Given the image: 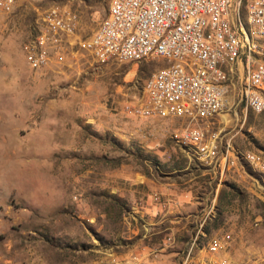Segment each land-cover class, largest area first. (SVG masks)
Segmentation results:
<instances>
[{
	"label": "rangeland",
	"instance_id": "374dc122",
	"mask_svg": "<svg viewBox=\"0 0 264 264\" xmlns=\"http://www.w3.org/2000/svg\"><path fill=\"white\" fill-rule=\"evenodd\" d=\"M110 3L0 7V264H264V169L246 151L264 159V108L237 99L238 73L193 158L172 138L182 113L135 111L166 64L95 53ZM42 26L61 38L47 54ZM225 134L237 162L214 169Z\"/></svg>",
	"mask_w": 264,
	"mask_h": 264
},
{
	"label": "built area",
	"instance_id": "2783aa9c",
	"mask_svg": "<svg viewBox=\"0 0 264 264\" xmlns=\"http://www.w3.org/2000/svg\"><path fill=\"white\" fill-rule=\"evenodd\" d=\"M15 1L0 0V7L2 10L11 8ZM231 1L112 0L111 8L106 9L92 32L97 33L95 43L103 45V53H97L101 61L107 60L106 51H113L119 61L122 56L136 61L153 53L170 51V47H178L181 54L193 59L195 78H188L185 71L159 72L153 75L149 88L150 93L167 100L163 118H174L175 110H183V120H179L181 125L172 138L186 147L193 158L203 147V143H198V135L209 131V126L228 108L225 85H233L238 73L243 80L238 100L255 112L264 108V45H261L264 0H246L247 16H254L259 44L243 42L237 17H231ZM33 42L35 47L44 46L47 54L51 47L60 45L61 38L49 34V28L42 26ZM44 55H35L30 64L41 66ZM222 73H229V80H222ZM187 96L195 97V105L187 104ZM246 96H254V106L246 105ZM177 100H184V107H177ZM144 103L147 110H140L139 106L136 113L155 117L157 106L148 101ZM226 134L214 158V169L221 161H229V167L237 162L236 148ZM246 151L259 168L264 169V159L251 157V151ZM224 152H232V159H224ZM197 162L206 167L205 161ZM136 261L135 257L128 258L123 264H136Z\"/></svg>",
	"mask_w": 264,
	"mask_h": 264
},
{
	"label": "bare ground",
	"instance_id": "6f19581e",
	"mask_svg": "<svg viewBox=\"0 0 264 264\" xmlns=\"http://www.w3.org/2000/svg\"><path fill=\"white\" fill-rule=\"evenodd\" d=\"M112 6V0L110 3V7ZM231 17H237V27L242 29V40L246 44H259V36L256 33V24L254 23V16H247L246 12V0H232L231 1ZM95 36L92 40V46L94 48L95 53H103V45H99L97 42V33H94ZM261 45H264V38H261ZM100 56V54H97ZM106 58H116L113 51H106ZM146 58H156L158 60L163 61L166 66L157 70L154 75H157L159 72L165 74H175L176 72H183L188 78H195V66L193 65V59L187 58L186 55L181 54V50L178 47H170V51H163L159 53H153L150 56H146ZM129 61V56H122V61ZM229 78V73H222V80H226ZM150 83H153V76L150 81L147 83L145 92L147 95V101L151 104H155L158 109L155 110V117H163L164 109L167 108V100L163 99L161 95H155L149 92ZM231 87V85H230ZM230 91L229 85H225V93L227 94ZM238 99V98H237ZM187 104L195 105V97L187 96ZM229 105V102H228ZM246 105L254 106V96H246ZM263 106H264V98H263ZM177 107H184V100H177ZM141 110V109H140ZM144 110H147V105ZM180 112L183 114V110H175L174 118L176 119V113ZM227 112V109H224V114ZM221 117V116H219ZM219 119V118H218ZM210 131V129H209ZM200 135H198V143L200 139ZM182 145V144H181ZM205 145H203L202 150L198 151V153L203 152ZM225 156V152H224ZM236 156V155H235ZM253 157V154H251ZM221 164V162H220ZM219 164V165H220ZM258 165V164H256Z\"/></svg>",
	"mask_w": 264,
	"mask_h": 264
},
{
	"label": "crops",
	"instance_id": "0c3cea01",
	"mask_svg": "<svg viewBox=\"0 0 264 264\" xmlns=\"http://www.w3.org/2000/svg\"><path fill=\"white\" fill-rule=\"evenodd\" d=\"M216 150H217V148H216ZM216 150L213 152V154H210V152H209V151H207V154L209 153V155H208V156H206V157H213V156L215 155V153H216Z\"/></svg>",
	"mask_w": 264,
	"mask_h": 264
}]
</instances>
